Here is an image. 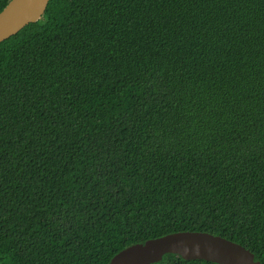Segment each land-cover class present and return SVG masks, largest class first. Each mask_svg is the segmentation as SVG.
<instances>
[{
  "label": "trees",
  "instance_id": "16d2710c",
  "mask_svg": "<svg viewBox=\"0 0 264 264\" xmlns=\"http://www.w3.org/2000/svg\"><path fill=\"white\" fill-rule=\"evenodd\" d=\"M183 231L264 264V0H51L0 43V264Z\"/></svg>",
  "mask_w": 264,
  "mask_h": 264
},
{
  "label": "water",
  "instance_id": "95a60500",
  "mask_svg": "<svg viewBox=\"0 0 264 264\" xmlns=\"http://www.w3.org/2000/svg\"><path fill=\"white\" fill-rule=\"evenodd\" d=\"M50 1L11 0L0 13V43L42 20ZM167 254L216 264H262L241 244L208 232L192 231L171 233L132 245L115 255L111 264H155Z\"/></svg>",
  "mask_w": 264,
  "mask_h": 264
}]
</instances>
